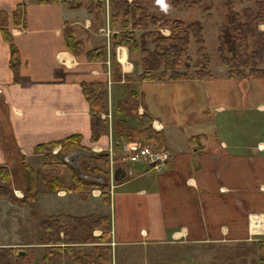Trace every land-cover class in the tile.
<instances>
[{
	"label": "crops",
	"instance_id": "1",
	"mask_svg": "<svg viewBox=\"0 0 264 264\" xmlns=\"http://www.w3.org/2000/svg\"><path fill=\"white\" fill-rule=\"evenodd\" d=\"M17 2L22 3V23L15 25L11 11ZM0 10L7 14L18 58L15 80L8 45L0 34V164L9 166L5 139L34 168L42 162L35 144L71 134H79L89 154L107 151L109 133L89 141V110L80 82L90 80L105 85L108 112L109 104L128 88L138 93L137 113H146L161 135L158 144H148L169 152L158 169L120 160L125 175L114 181L101 205L97 189L86 200L77 199L74 191H39L36 204L47 197L51 203L41 218L59 212L108 215L113 233L110 264L132 260L127 258L139 254L137 247L149 243L236 239L264 230V75L228 76L220 63L216 71L208 68L210 76L129 79L139 69L136 59L127 58L124 45L111 47L103 25L93 24L98 15L83 5L71 0H0ZM66 24L85 49L104 44V59L71 53L63 39ZM109 50L119 64L117 80L109 75ZM92 155L108 157V152ZM40 206L43 211L45 206Z\"/></svg>",
	"mask_w": 264,
	"mask_h": 264
},
{
	"label": "trees",
	"instance_id": "2",
	"mask_svg": "<svg viewBox=\"0 0 264 264\" xmlns=\"http://www.w3.org/2000/svg\"><path fill=\"white\" fill-rule=\"evenodd\" d=\"M47 2L54 0H38ZM176 1V0H175ZM178 1V0H177ZM181 1V0H180ZM187 5L198 4L203 0H182ZM249 1V0H247ZM253 6L244 5L240 10H235L230 0H225L227 4V15L224 23L218 26L216 52L219 55L220 63L225 67L228 76L247 77L264 75V30L258 28L259 22L264 20V0H251ZM83 0L76 1L82 6ZM110 23L119 21L120 28L115 35L110 37V45H124L128 53L137 52V65L140 67L138 78L140 80L154 79H186L189 77L210 76L208 69L209 56L206 52L203 28L199 21L193 20L183 22L175 17H168L160 13L151 12L137 0H108ZM89 11V10H87ZM12 23L18 25L22 23V3L17 2L11 11ZM129 23V28H127ZM149 26L151 28H149ZM167 28L168 33L164 34L159 29ZM141 30L136 37L134 29ZM65 47L73 54L83 53L88 60H103L105 57V45H97L85 49L81 41L73 37L72 29L67 24L62 28ZM0 34L6 41L9 49L8 64L13 72V79H17L16 65L18 62L17 49L12 36L7 28V14L0 10ZM222 34V36H220ZM194 43L193 58L188 54L189 42ZM250 40V42H249ZM149 44H151L149 46ZM227 51V54L225 53ZM110 52L109 75L112 79H119V64L115 60L113 50ZM191 68L188 71V68ZM80 90L87 102L89 110V140L95 141L101 134L107 132V119L101 117V112H106L107 91L105 85L99 80L80 82ZM140 95L132 88H128L123 97L114 105L117 113H136V107ZM137 114V113H136ZM141 122V128L127 123L125 119H116L113 122L112 137L118 140L119 137L125 140L142 139L146 142L160 140L159 131L151 126L150 117L142 112L137 114ZM79 134H71L59 139L41 142L34 145L35 151H42V162L39 171L43 170L42 180L48 184L51 190L64 189L65 191H75L80 200L89 196L90 189L98 187L102 199L106 200V184L80 177L64 161L65 153L73 149H82L79 144ZM53 145H58V150L50 151ZM114 147H117L114 143ZM88 151V149H85ZM89 158L96 156L89 154ZM23 167L27 173H33L32 168L23 162ZM62 167H68L71 171L70 180L64 184L58 174ZM88 170H100L98 167H89ZM48 177V179H46ZM45 178V180H44ZM9 179L7 167L0 164V197H9L10 188L5 184ZM33 181L32 176L28 178L23 196L17 200L19 203L33 201ZM42 231L51 232L58 236V231L62 233L71 227H79L84 238L98 241L106 239L109 232L108 215L89 212L74 215L70 213H50L39 221ZM98 229L100 233L92 235L93 229ZM97 249L103 250L101 254ZM9 248L6 253H12ZM2 253V252H1ZM48 258L43 261L48 262L50 258L64 259V264H110L109 248L107 245H94L90 251L79 254L74 248L64 245H51L46 248ZM15 264H30L32 252L30 249L24 253L13 255Z\"/></svg>",
	"mask_w": 264,
	"mask_h": 264
},
{
	"label": "rangeland",
	"instance_id": "3",
	"mask_svg": "<svg viewBox=\"0 0 264 264\" xmlns=\"http://www.w3.org/2000/svg\"><path fill=\"white\" fill-rule=\"evenodd\" d=\"M72 4L76 3L78 0H71ZM142 5L146 7L148 11L160 13L162 15L168 17H175L180 19L183 22H189L193 20H197L201 23L203 28V38L205 43L206 52L209 56V69L211 71H216L220 66L219 55L216 52L217 45V34H218V26L225 22L227 15V4L225 0H203L198 4L187 5L186 2L182 0H137ZM235 8V10H240V8L244 5L253 6V2L251 0H230ZM79 3H77L78 5ZM82 5L86 10H89L92 14L98 15L97 19H94L93 24L95 25H103L105 34L106 29L108 30V35L105 36L110 37L112 34L110 32H114V34L119 30L120 25L119 21H115L114 23H110L109 19V8H108V0H83ZM107 16V22H105V17ZM104 23H103V22ZM69 26V25H68ZM127 28H129V23H127ZM149 28H151L149 26ZM258 28L264 30V20L259 22ZM163 29L167 30V28L161 27L159 30L163 32ZM141 30L134 29L133 33L137 37L138 33ZM164 33V34H167ZM113 34V35H114ZM222 36V34H220ZM74 37V36H73ZM250 42V40H249ZM83 45V44H82ZM151 44H149L150 46ZM193 49L194 43L192 40L189 42L188 46V54L193 58ZM227 54V51L225 50ZM125 57V56H123ZM127 58L137 59V52L128 53ZM123 62V61H122ZM137 63V62H136ZM140 67L137 73L132 74L129 79H139L138 73L140 72ZM191 68H188L190 71ZM248 77V76H247ZM128 79V80H129ZM165 79V78H162ZM156 80V79H154ZM107 91V90H106ZM107 100V99H106ZM109 112L106 109V112H101V117H106L108 127L107 133H109L108 145H111L112 148V156L109 161L108 157H96L95 159L89 158L88 151L90 149L84 147L83 151L78 153L77 155V168L80 172L85 174L86 179H91L98 183H105L107 190V198L106 200L102 199L100 195V190L98 187H93L90 189L89 196H91V190L97 189L98 195L100 196V204L106 202L109 197V193H111V188L114 185V181L109 177L112 168L120 163V154L121 151L119 149L122 141L125 139L119 137L118 140H115L112 137L113 132V122L116 119H125L127 123L130 125H134L138 127L137 124L141 125L140 120H138L137 109L134 114H125L123 112L117 113L114 108V104H109ZM108 108V107H106ZM142 126V125H141ZM139 126V128H141ZM158 128L160 126H157ZM102 135V134H101ZM1 138L3 136L1 135ZM99 138V137H98ZM97 140V139H96ZM95 140V141H96ZM3 145H5L4 154L6 156V161L9 166L7 167L9 173V179L5 183L10 188V196L9 197H0V264H15V259L13 255L15 251L17 253H24L25 251L32 252V258L30 260V264H64V259L59 258H50L51 260L48 262L43 261L45 257L48 258V254L46 253V248L51 247V245H60L61 247L64 245H68L74 248L79 254L83 252L90 251L91 247L94 245H102L104 243H109L107 246L109 248L113 245L112 239V231L110 225V217H108L109 221V232L106 239H100L96 241H92V239L84 238V234L82 230L75 226L68 228L64 234L61 230L58 231V236L52 234L51 232L42 231L39 225V221L41 219V212L45 213L48 209L47 206L51 204L47 198L45 201L41 199V203L43 206H40L41 203L36 204V194L45 191H53L48 187V184L42 180L43 170L40 172L39 167H31L26 161H22V157L15 154V151L11 149L10 144L6 143V139L3 140ZM90 141V140H89ZM126 145L132 144H148L150 142H146L142 139H130L126 140ZM135 141V142H134ZM153 145L159 143V140H152ZM151 141V142H152ZM94 142V141H91ZM114 143H116L117 147H114ZM152 144V143H151ZM58 145H53L50 151L55 153L58 150ZM41 153L42 151H38ZM92 154V152H91ZM66 155V153L64 154ZM23 162L32 168L33 173L31 175L27 173L23 167ZM66 162V161H65ZM136 162V161H130ZM73 163V162H72ZM72 163H67L74 171V166ZM41 164V163H40ZM98 167L100 170H88L89 167ZM71 171L68 167H62L60 173L58 174V178L64 183L67 184L70 180ZM84 175V176H85ZM33 183V201L27 203H19L17 200L11 199L14 197L15 199H19L23 196L24 189L27 185L28 178H31ZM69 180L67 181L66 177ZM48 179V177L46 178ZM45 180V178H44ZM64 190V189H57ZM56 191V190H54ZM65 191V190H64ZM69 192V191H68ZM75 192V191H74ZM77 194V192H76ZM89 196L87 198H89ZM86 198V199H87ZM77 199L78 194H77ZM84 199V200H86ZM80 200V199H79ZM60 206V204H57ZM48 212V210H47ZM64 213V212H63ZM47 215L43 216L46 217ZM96 229V228H95ZM94 230V229H93ZM92 235L97 236L98 233H93ZM218 239V240H217ZM214 239H206L200 241H179V240H170V241H160L149 243L145 245H141L137 247L136 251L139 253L134 258H127L132 260H125L122 264H264L263 258V247H264V230L259 229L256 232H251L245 235L244 237H237L236 239L229 237H220ZM9 240L17 241L14 246H9L6 243ZM108 241V242H107ZM24 242V243H22ZM40 242V243H39ZM9 248H12V253H6ZM21 250V252H19ZM117 250H121L117 248ZM101 254H103V250L97 249ZM2 252V253H1ZM108 253V255H109Z\"/></svg>",
	"mask_w": 264,
	"mask_h": 264
},
{
	"label": "built area",
	"instance_id": "4",
	"mask_svg": "<svg viewBox=\"0 0 264 264\" xmlns=\"http://www.w3.org/2000/svg\"><path fill=\"white\" fill-rule=\"evenodd\" d=\"M105 34L108 35L106 29ZM155 127L158 128V123L155 122ZM120 160L126 159L128 161H136L144 164L150 168L158 169L163 163L169 159V152L164 148H155L149 144H132V145H121ZM111 145H108L107 152L109 161L112 156ZM111 174V172H110ZM110 177V176H109ZM111 178V177H110Z\"/></svg>",
	"mask_w": 264,
	"mask_h": 264
},
{
	"label": "water",
	"instance_id": "5",
	"mask_svg": "<svg viewBox=\"0 0 264 264\" xmlns=\"http://www.w3.org/2000/svg\"><path fill=\"white\" fill-rule=\"evenodd\" d=\"M114 34V32L112 33ZM81 152H85L83 151L82 149H73L71 151H69L68 153H66V155L63 156V159L64 161H66L68 164L69 163H72L73 166H74V169H75V172L82 178H86L87 176L83 175L82 172H80V170L77 168V155L78 153H81ZM92 154H95V155H107V151H105L104 153H92ZM125 175V169L123 168L122 165L118 164L116 166H114L111 170V174H110V177L113 181H119L120 179H122ZM88 178V177H87ZM91 180V179H90ZM19 252H21V250H19ZM263 258H264V247H263Z\"/></svg>",
	"mask_w": 264,
	"mask_h": 264
},
{
	"label": "bare ground",
	"instance_id": "6",
	"mask_svg": "<svg viewBox=\"0 0 264 264\" xmlns=\"http://www.w3.org/2000/svg\"><path fill=\"white\" fill-rule=\"evenodd\" d=\"M122 54V55H121ZM120 55H121V58H122V61H124V52H122ZM121 60V59H120Z\"/></svg>",
	"mask_w": 264,
	"mask_h": 264
}]
</instances>
